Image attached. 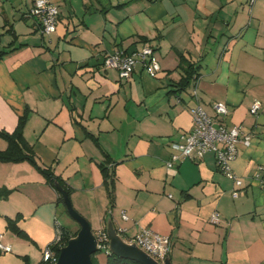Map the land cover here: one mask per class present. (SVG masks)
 I'll return each mask as SVG.
<instances>
[{
    "label": "crops",
    "instance_id": "crops-1",
    "mask_svg": "<svg viewBox=\"0 0 264 264\" xmlns=\"http://www.w3.org/2000/svg\"><path fill=\"white\" fill-rule=\"evenodd\" d=\"M33 1L0 0V129L14 131L28 111L36 161L71 188L97 237L113 226L132 241L150 227L170 237L172 264H264V0H53L51 34L29 14ZM144 46L161 65L156 77L138 64L123 79L104 64ZM188 63L198 78L176 91ZM218 101L230 107L228 127L252 134L231 163L238 197L212 152L167 167L171 143L193 128L190 109L215 115ZM58 192L29 161H0V231L11 246L0 264H39L59 230L79 231Z\"/></svg>",
    "mask_w": 264,
    "mask_h": 264
},
{
    "label": "built area",
    "instance_id": "built-area-1",
    "mask_svg": "<svg viewBox=\"0 0 264 264\" xmlns=\"http://www.w3.org/2000/svg\"><path fill=\"white\" fill-rule=\"evenodd\" d=\"M256 0H249L252 6ZM32 17L37 18L40 31L42 34H51L57 30L60 8L53 0H34L29 11ZM104 64L107 67L117 69L119 75L123 79H130L135 72L136 66L142 64L147 73L156 77L161 71V65L154 58V49L151 46H144L131 53L123 50H117L105 56ZM261 107L260 101H255L250 112L256 114ZM216 114H209L201 104L190 109L193 119V128L190 131L184 132L179 141L171 143L175 152L167 161V167L172 168L174 164L183 159H202L208 152L215 155L216 163L219 169L228 177L232 178L236 184L233 190V197H238L241 194L243 181L234 172L231 163L237 158L239 153V143L249 145L251 143L252 134L245 133L240 125L228 127L226 118L230 113V107L227 103L218 101L214 103ZM258 171H263L264 166L259 165ZM123 217L127 215L123 213ZM211 220L218 222L220 214L214 213ZM58 224V223H57ZM56 238L60 240L62 231H58ZM4 233L0 231V252L11 251V246L3 242ZM99 249L109 250V236L107 232H102L98 235ZM140 248L152 256L160 263H164L171 252V240L167 235H163L150 227L143 228L132 241ZM44 261L49 264H54L58 260L55 251L49 245L44 251Z\"/></svg>",
    "mask_w": 264,
    "mask_h": 264
},
{
    "label": "trees",
    "instance_id": "trees-1",
    "mask_svg": "<svg viewBox=\"0 0 264 264\" xmlns=\"http://www.w3.org/2000/svg\"><path fill=\"white\" fill-rule=\"evenodd\" d=\"M6 51H0V59L6 54ZM187 59L184 55L180 56V67H184ZM185 74L182 76L181 80L178 82V89L176 91H181L189 87L192 82L198 78L197 69L194 64H186ZM28 119V111H24L23 114L19 116L18 124L14 131L8 132L0 129V136L5 138L8 142V146L5 150H0V161L3 162H21L29 161L32 163L38 171H40L47 182L56 188V183H60L69 194H71V188L65 183V181L58 175H56L51 168L43 167L38 164L35 158V152L33 146L27 141L24 136V129ZM104 171H107L105 165L102 166ZM113 186L111 185L110 191L111 196L113 195ZM59 193V200L63 201L62 195ZM8 226L11 230L16 232L18 235L27 238V234L22 230L16 223V220L8 218ZM78 231L71 233L67 230H63L62 237L60 240L54 241L50 246L55 251L56 256L59 257L61 248L68 242V240L75 236ZM102 250V248L98 249ZM97 251V252H98ZM92 255L93 264H99L96 260V253ZM108 264H140L134 260L122 258L113 253H108L107 257ZM39 264H48L46 261H42Z\"/></svg>",
    "mask_w": 264,
    "mask_h": 264
},
{
    "label": "water",
    "instance_id": "water-1",
    "mask_svg": "<svg viewBox=\"0 0 264 264\" xmlns=\"http://www.w3.org/2000/svg\"><path fill=\"white\" fill-rule=\"evenodd\" d=\"M56 188L61 193L69 214L79 223L80 229L61 248L58 260L54 264H93L92 255L99 249L98 237L89 221L73 206L67 190L59 183H56ZM107 234L110 252L117 256L140 264H172L170 257H167L164 263L158 262L136 243L124 240L113 226L108 229Z\"/></svg>",
    "mask_w": 264,
    "mask_h": 264
},
{
    "label": "rangeland",
    "instance_id": "rangeland-1",
    "mask_svg": "<svg viewBox=\"0 0 264 264\" xmlns=\"http://www.w3.org/2000/svg\"><path fill=\"white\" fill-rule=\"evenodd\" d=\"M69 217H70V219H72V221H74L73 220V218L70 216V214H69ZM75 223H76V225H78V223L76 222V221H74ZM110 250V249H109ZM96 260L98 261V263L99 264H102L103 262L105 263V264H108V262H107V257H108V252L106 251V249L104 248V249H102V250H99L97 253H96ZM43 259H44V255H43V257H42ZM42 259V260H43ZM49 264V263H48Z\"/></svg>",
    "mask_w": 264,
    "mask_h": 264
}]
</instances>
